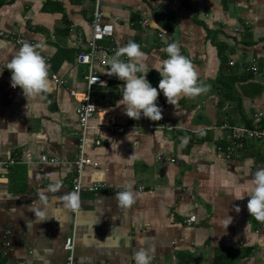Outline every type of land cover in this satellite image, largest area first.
<instances>
[{"label":"crops","instance_id":"obj_1","mask_svg":"<svg viewBox=\"0 0 264 264\" xmlns=\"http://www.w3.org/2000/svg\"><path fill=\"white\" fill-rule=\"evenodd\" d=\"M94 3L0 0V31L43 45L52 85L30 101L13 88L5 66L21 45L0 37V160H20L0 172V264H65L70 237L75 264H135V251L149 246L151 264H264V223L249 215L247 197L236 200L264 168V142L248 141L233 160L216 152L229 141L221 123L253 124L264 112V78L247 72L256 65L264 74V0H99L116 48L129 41L141 46L153 87L161 79L154 68L168 58L163 49L176 42L208 91L175 106L161 92V120L177 128L149 130L158 121L127 117L123 81L96 66L107 85L90 91L95 110L84 153L97 165H87L81 181L106 189L82 193L73 214L63 197L72 193L81 132L75 110L86 96L88 71L76 62V37L91 38ZM215 42L225 49L223 66ZM44 157L59 164L42 163ZM129 188L136 202L125 210L116 194ZM190 216L195 222L187 225Z\"/></svg>","mask_w":264,"mask_h":264},{"label":"clouds","instance_id":"obj_2","mask_svg":"<svg viewBox=\"0 0 264 264\" xmlns=\"http://www.w3.org/2000/svg\"><path fill=\"white\" fill-rule=\"evenodd\" d=\"M42 48L41 44L25 41L5 66L11 73V86L19 87L28 101L42 98L52 90L48 78L49 65L41 54ZM163 51L167 53L168 58L162 61L159 68H154L161 77L158 88L153 87L146 78L148 72L143 71L148 66L144 59L145 53L135 41H129L118 48L108 60L109 71L106 74L123 81L120 105L130 119L139 120L143 116L151 121H160L163 118V109L158 106L157 101L161 92L167 103L175 106L182 97L195 98L208 91L207 86L199 81L194 65L181 54L176 42L168 43ZM250 184V191L238 195L236 200H244L247 197L249 215L264 223V168H259L253 173ZM116 199L118 205L126 210L136 202V194L129 188L117 193ZM63 200L66 209H79L80 201L75 193L66 194ZM235 210L239 212L240 208L237 206ZM231 222L232 217L227 215L223 220L224 227L227 229ZM154 254L153 246L140 247L135 251L133 259L135 264H151Z\"/></svg>","mask_w":264,"mask_h":264},{"label":"built area","instance_id":"obj_3","mask_svg":"<svg viewBox=\"0 0 264 264\" xmlns=\"http://www.w3.org/2000/svg\"><path fill=\"white\" fill-rule=\"evenodd\" d=\"M91 28V38L87 41L84 40L81 34H78L76 37V45L78 47V52L76 55V62L80 65H86L88 67L87 74L84 77L86 83V96L83 100L78 102L75 113L78 119V122L81 127L80 139H79V152L76 159L73 161L75 168V176L72 179L71 190L72 193H75L78 197L82 193H96L99 191H104L106 185L100 182L92 183L90 185H83L81 181L82 172L87 165L96 166V163H93L84 153V137L87 130L88 121L92 117L95 107L91 102L90 91L94 86H106L107 79L100 76L95 67H101L104 69H109L108 60L114 55L117 50L114 41H113V26L109 23L103 21V13L99 9V0H95L94 10L92 12V18L90 22ZM159 38H165V35L162 33H157ZM0 37L5 40H11L18 45H22L25 40L21 37H14L11 33L0 31ZM30 43V42H29ZM126 59V57H122ZM230 65H233V62H230ZM249 70L252 74L258 78H264L256 65H252ZM52 79L55 83H59V79L56 76H52ZM71 97L76 96L74 90L69 91ZM92 105V106H89ZM177 127L172 125L168 121L160 120L158 122L148 123L147 129L149 130H166L172 131ZM218 128L222 131H227L229 133L228 143L218 145L216 148L217 154L226 159L233 160L239 157L241 152L246 150V144L248 141L254 142H264V112L254 115V123L249 125H232L227 122L221 123ZM111 131L116 133H123L126 128L124 127H110ZM98 144V143H97ZM162 158H158L161 160ZM42 163H50L58 165L59 162L55 159H48L46 157L42 158ZM20 163V160L16 158H8L5 160H0V172L9 169L10 167ZM77 210H73V214H76ZM195 222V217L190 216L186 220L187 225H191ZM4 246L8 247L9 243L5 242ZM63 249L66 252L65 264H75L74 263V241L73 238H68L64 244Z\"/></svg>","mask_w":264,"mask_h":264},{"label":"trees","instance_id":"obj_4","mask_svg":"<svg viewBox=\"0 0 264 264\" xmlns=\"http://www.w3.org/2000/svg\"><path fill=\"white\" fill-rule=\"evenodd\" d=\"M215 44L217 45V48H218V55L220 57V60H221V66H223L224 64H227V59H226V56L224 54V47L219 43V42H215ZM230 65V62L228 63ZM234 64V63H233ZM232 66V65H230ZM259 70V69H258ZM247 71V70H246ZM249 73V76L250 77H253L254 75L252 74L251 70L248 69L247 71ZM247 125L251 126L252 124H249L247 122Z\"/></svg>","mask_w":264,"mask_h":264},{"label":"rangeland","instance_id":"obj_5","mask_svg":"<svg viewBox=\"0 0 264 264\" xmlns=\"http://www.w3.org/2000/svg\"><path fill=\"white\" fill-rule=\"evenodd\" d=\"M257 144H262V143H257Z\"/></svg>","mask_w":264,"mask_h":264}]
</instances>
